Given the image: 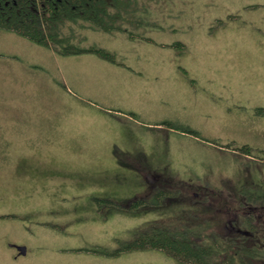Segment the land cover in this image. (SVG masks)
Listing matches in <instances>:
<instances>
[{
	"label": "rangeland",
	"instance_id": "374dc122",
	"mask_svg": "<svg viewBox=\"0 0 264 264\" xmlns=\"http://www.w3.org/2000/svg\"><path fill=\"white\" fill-rule=\"evenodd\" d=\"M133 2L122 30L84 28L81 44L116 47L119 60L135 49L162 60L156 80L131 89L143 87L144 105L115 97L124 90L107 71L85 61L74 76L53 49L0 29V264H184L161 250L92 249L111 252L194 209L187 195L203 189L192 184L223 194L230 184L264 188V0ZM134 129L139 141L119 145L137 140ZM107 176L120 185L103 183ZM159 189L168 197L156 201ZM136 196L159 207L103 202Z\"/></svg>",
	"mask_w": 264,
	"mask_h": 264
},
{
	"label": "trees",
	"instance_id": "16d2710c",
	"mask_svg": "<svg viewBox=\"0 0 264 264\" xmlns=\"http://www.w3.org/2000/svg\"><path fill=\"white\" fill-rule=\"evenodd\" d=\"M133 3V0H0V29L49 47L59 55L92 53L117 62L115 52L96 45L83 46L82 29L122 30L125 26L119 20L128 18ZM130 22L137 27L142 25L138 21ZM175 44L183 45L182 42ZM174 127L195 133L188 126ZM235 147L244 154L259 157L246 144ZM118 161L125 164L120 158ZM226 186L223 194L221 188L192 184L193 188L203 189L202 197L196 193L187 195L194 209L179 213L171 222L155 221L151 227L136 231L132 239L121 242L111 252L92 250L110 255L123 251L161 250L184 264H264V188ZM155 193L156 201L168 197L162 189L151 195ZM180 200L182 197L173 190V201ZM103 202L122 211L159 207V202L155 205L151 198L139 196L125 202L110 199Z\"/></svg>",
	"mask_w": 264,
	"mask_h": 264
},
{
	"label": "crops",
	"instance_id": "0c3cea01",
	"mask_svg": "<svg viewBox=\"0 0 264 264\" xmlns=\"http://www.w3.org/2000/svg\"><path fill=\"white\" fill-rule=\"evenodd\" d=\"M132 40H129L131 44L136 43V41L133 43ZM107 47L112 49V51L116 53L115 51L116 47H113V48L109 46ZM131 53H132L131 55L125 54V52L121 53L120 55L122 59L119 60L117 56V62L106 61L92 53H81V54H73V55H59L57 53L55 54L60 56V60H59L60 67L62 69L63 67L67 68L68 71H70L74 76H76L78 71L81 72L82 65L85 64V61H86L85 66L96 68L98 70H101L102 72H104L103 70L107 71L110 84H112L114 87H118L124 90L121 93H118V92L114 93L115 97L120 99L123 95H127L128 100H124L123 102H130L131 106L144 105L146 104V101L144 98L140 96L141 91L143 90V87L137 88L135 90H131V89L135 88L136 86H140V84L142 85V82L144 81V79L148 80L149 76L151 80H156L155 75L157 73L162 72L163 68L164 69L166 68V65H162V60H159L158 58L154 57V55L145 54V52H143L140 49H135L134 53L133 52ZM145 75L147 76L146 78L144 77ZM50 115L51 113H45V114H42V117L44 119L50 120ZM134 132L137 136V140L134 138V140L131 142L129 141V139H127V137H125V139L122 140L119 145L132 147L133 144H130V143L136 144L139 141V137L137 135V131L135 130ZM114 152H116L115 149H114ZM113 162H115V164L117 165L116 166L117 168L124 170L120 166L119 161L115 157V155L113 156ZM105 178H108V179H104L105 182L103 183H106L107 185H115V184L120 185L119 182H116L118 180H121L119 178H117L116 180H114L113 177H109V176ZM122 179H126V178H122ZM136 182L137 184L140 182H144V184H146L145 179H142V178H136ZM130 183L131 182L128 181L122 184H130ZM107 185H104V186L107 187ZM133 188H130V189H133ZM107 191L111 192L108 189ZM107 199H109V197H107ZM22 245H25V244H22ZM27 252H28V248L26 250V253Z\"/></svg>",
	"mask_w": 264,
	"mask_h": 264
},
{
	"label": "water",
	"instance_id": "95a60500",
	"mask_svg": "<svg viewBox=\"0 0 264 264\" xmlns=\"http://www.w3.org/2000/svg\"><path fill=\"white\" fill-rule=\"evenodd\" d=\"M15 246L18 249L19 253H21V254H25L26 253V250H27L26 245H15Z\"/></svg>",
	"mask_w": 264,
	"mask_h": 264
},
{
	"label": "flooded vegetation",
	"instance_id": "af4514ba",
	"mask_svg": "<svg viewBox=\"0 0 264 264\" xmlns=\"http://www.w3.org/2000/svg\"><path fill=\"white\" fill-rule=\"evenodd\" d=\"M19 252V251H18Z\"/></svg>",
	"mask_w": 264,
	"mask_h": 264
}]
</instances>
